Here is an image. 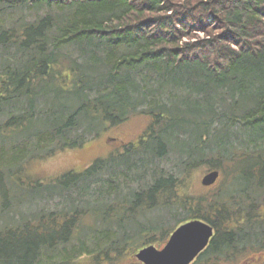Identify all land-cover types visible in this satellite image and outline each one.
<instances>
[{
    "label": "trees",
    "instance_id": "obj_1",
    "mask_svg": "<svg viewBox=\"0 0 264 264\" xmlns=\"http://www.w3.org/2000/svg\"><path fill=\"white\" fill-rule=\"evenodd\" d=\"M175 103L191 119L175 116ZM137 114L151 116L143 133L161 144L159 152L149 143L140 151L123 143L111 155L113 147L107 159L55 179L61 206L37 207L19 229L3 220L11 190L40 187L24 173L27 162L79 147L105 125ZM164 135L174 144L166 145ZM129 153L137 158L118 168L115 158ZM164 157L179 176L156 169ZM244 159L247 168L234 174L235 182L247 183L242 194L249 200L260 189L264 203V0H0V264H67L80 255L57 247L72 239L81 242L82 256L111 264L133 237L140 247L160 242L165 230L145 218L157 211L213 226L219 258L245 237V227H228L233 213L261 221L223 188L207 201L178 192L189 169L203 161L220 163L207 162L219 176L224 165L228 176V166ZM91 182L97 186L89 194ZM102 183L105 198L115 195L107 203L100 201ZM118 187L123 196H116ZM87 215L94 225L78 224ZM84 228L106 241L86 250Z\"/></svg>",
    "mask_w": 264,
    "mask_h": 264
},
{
    "label": "rangeland",
    "instance_id": "obj_2",
    "mask_svg": "<svg viewBox=\"0 0 264 264\" xmlns=\"http://www.w3.org/2000/svg\"><path fill=\"white\" fill-rule=\"evenodd\" d=\"M173 108H175V110H172L173 113L175 112L174 113L175 116H185L187 119H191L189 112L182 110L181 106L178 103H175V106H173ZM149 118L151 120V116L149 115H146V116L140 115V114L132 115L127 120L123 121L119 125H115L111 127L108 125H105L104 126L105 129L101 130L102 132H100L96 136L93 135L94 137L90 136L88 137V139L86 138L83 144L79 147L70 148V149H67V148L62 149L61 151H57L56 153L52 154L49 157H45L41 159H34V160L27 162L25 164L24 173L27 175V178L30 181H41L40 187H36L34 190L32 189L29 190L28 188L24 187L19 192H16L18 191V190H15L16 188L11 190L10 191L11 197L8 200L9 204L7 205L10 212H9V215L4 214L3 220L8 223L11 221H14L13 224L18 222L16 225H13V227L16 229H19L23 220L26 219L28 216H32L34 214V211L37 209V207L44 205L45 207L49 206L52 209L56 202H59L60 203L59 205L61 206L63 204V201H62L63 199L57 197L58 195H61L62 193L61 187H60V184H57L55 182V179L59 178L62 174L66 172L79 171L85 168L86 166H88L89 164L90 165L93 164L96 161V159L108 156L110 154V150L113 149V147H114L113 149L114 151L111 153V155L119 154V152L117 153L116 150L119 149L120 145L123 143L125 144L129 143V145L127 146L128 149L130 148L131 150H138V151H140L139 149L143 145H147L149 143V146L151 147L152 150H154V152H159L162 147L161 144L158 142L152 143V141L147 142L148 139L147 138L145 139L146 134L143 133L147 127V124H149ZM175 130L177 129H173V131ZM134 139L136 140L133 142H129ZM163 140L166 145L169 143L174 144L173 143L174 141H172L173 138H171V136L164 135ZM131 158H137V155L134 153H129L128 155L124 157H122V155L117 156L115 158L116 159L115 163L117 164L118 168L123 169L125 166H129L132 164V163L128 164L127 162H125L126 160L130 161ZM104 159H107V158H103L102 160ZM170 162H171V159L167 160L164 157L163 159L159 160V162L157 163L158 166H156V169L157 170L163 169L164 172L166 173L170 172L172 177L175 178L179 176V174L174 168L171 167L172 163ZM207 162L212 163L213 164L212 166H218V167L220 166V163H217L215 160H209V161L206 160V161H203L201 164L197 165L196 167L190 168L188 173L185 175L186 179L184 180L183 187L179 189L178 197L184 194L191 199L201 197V198H205L207 201L210 195H212L213 193H216L217 191L219 193V191L223 188L224 191H227L228 195L234 193L233 197H235V199L237 198L241 199V205H244L242 206V208L245 207V205H256L255 207L251 209L247 208L249 209L248 212L255 213V211L257 210L259 206L260 208L259 213L262 215L264 214V203L261 202L262 194L260 193V189H258L259 194L254 193L253 197L251 198L252 200L251 201L249 199L244 198L242 194V191L246 188V186H248L247 183L246 182H237V183L235 182L234 174H239L240 171L245 170L247 168V162L245 159L241 161L242 164L238 162L231 163L228 166V171L230 170V174L228 176H223L222 171L227 168L224 165H222L221 170H220L221 175L219 176L216 184L209 189L203 188L199 183L202 176L206 172L209 171L208 167L210 166ZM145 163H146V160L141 161V164H145ZM130 172L132 175L136 173V171H133V170ZM252 177H253V180H251V182L254 184H256V181L260 179L259 176L256 174H254ZM127 180H130V179H123V180L118 179V182L117 181L116 182L120 183L121 181H127ZM91 184L92 185L88 187L89 194H92L94 193V191H96L97 185L95 184V182H91ZM99 186H101V189H102L101 193L104 196L103 198H101L100 201L107 203L109 202V200H113V198H115V195L109 198L108 197L105 198L106 195L103 191L106 189L107 185L105 183H102ZM134 186H135L134 184L133 186H131L130 191H133L132 189H135ZM178 188H179L178 185H175L174 191L176 192ZM124 193H125L124 190H122L121 187H118L116 196H119L120 194H122L120 196H123ZM63 196H64V193H62V197ZM49 197H52V199L46 200V198H49ZM164 198H165V194H160L156 196V202L158 204H161ZM232 202L233 201L228 200L227 204L229 203L232 204ZM86 205L89 207L92 206L91 203H87ZM10 213H14L13 215L19 214L20 217L16 221L15 218H17V216L13 218ZM118 213H120V211H118ZM240 213L237 214L235 212L229 217L230 224H231V221L234 222L236 219L238 221H243L242 219H240L241 217ZM243 214L244 213H242V215ZM145 215H146L145 218H147V221L152 223V226H155V225L158 226L160 231L165 230L163 231L165 232V234L163 233L160 236L161 238L160 241L162 242L167 237V234L173 229L178 219L179 220L182 219V221L186 219L185 217L186 215L184 213L178 214V212L175 214H171V213H166L165 211H157V212H154L153 215L151 212L146 213ZM86 217H88V215L85 216L84 220L82 219L81 221H79L78 224H83L82 226H93L94 223H91L93 220L88 219ZM140 217L141 215L138 218L142 222L143 218H140ZM114 225L115 224L113 223V226ZM2 226L0 225V227ZM84 229L85 230L82 231L83 234L81 235V238H82V241L87 240V243L85 245L86 250H90V249L94 250L95 248L93 246L97 245L98 243L103 244V242L106 241L103 236H100L99 238L100 241L98 240L99 242L95 241L94 238H91V236L93 235L92 231L89 230L88 232H86L87 231L86 228ZM157 233H159V231H157ZM83 237H85V239H83ZM80 243H81L80 241L72 239L70 243L65 246L63 250H62V246L59 245L57 247V251H59L61 254L71 253L70 255H76V254L80 255V256H73L72 259L67 260L66 261L67 264H96L81 255L80 252H82L81 251L82 249L80 250ZM138 248H140V243L137 242V240H135V238L133 237V240L129 241L126 250L123 251L120 255H118V259H115L113 263L127 264L128 263L127 259H129L131 264H136V262L130 258V255H133ZM99 256L100 254L97 252L96 254L88 255V258L99 257ZM54 257H55V254H54ZM53 261L55 263L62 262V260L60 259V256L59 257L56 256L55 259H53ZM107 262L111 263L110 260ZM100 264H107V263H105V260H104V261H100Z\"/></svg>",
    "mask_w": 264,
    "mask_h": 264
},
{
    "label": "flooded vegetation",
    "instance_id": "obj_3",
    "mask_svg": "<svg viewBox=\"0 0 264 264\" xmlns=\"http://www.w3.org/2000/svg\"><path fill=\"white\" fill-rule=\"evenodd\" d=\"M219 178V177H218ZM218 178L215 180V182L208 186H202L205 189H209L212 186H214L218 180ZM246 210L245 212H248L247 208L244 207ZM259 206L255 213L253 212V216L256 217L257 220H260L261 222L258 223L254 220L252 222H247L245 219L246 215H241L240 219L243 221H238L237 219L233 222H228V227L230 230L235 228L245 227L247 230L244 232L245 237L237 242V244H230L225 248V252L221 257L216 258L214 252L212 249L214 248V245L211 243V240L213 239L215 228L211 226L209 223H207L212 228V237L208 241V243L205 245V247L194 257V259L191 261L190 264H264V214L259 213ZM252 217V216H251ZM198 219V218H193ZM193 219H186L182 221V223H185L187 221L193 220ZM182 223L178 224L177 226L181 225ZM250 223V227L247 225ZM260 225V226H259ZM176 226V227H177ZM174 227L168 236L162 241L155 242L153 240V243L150 241H147V244H143L140 248H138L133 255H130V258L136 262V264H143L139 260L135 258V254L148 246L154 247L156 250H160L166 241L168 240L169 235L171 232L176 228ZM232 234L234 232L230 231ZM238 234V233H236ZM256 235V237L254 236ZM156 243V244H155ZM118 259V257L116 258ZM115 259L113 260V262ZM111 262V264H115ZM127 264H131L130 260L127 259Z\"/></svg>",
    "mask_w": 264,
    "mask_h": 264
},
{
    "label": "water",
    "instance_id": "obj_4",
    "mask_svg": "<svg viewBox=\"0 0 264 264\" xmlns=\"http://www.w3.org/2000/svg\"><path fill=\"white\" fill-rule=\"evenodd\" d=\"M218 171L212 170L202 176L200 184L214 183ZM212 228L204 221L194 219L176 227L160 250L145 247L135 254L143 264H190L211 238Z\"/></svg>",
    "mask_w": 264,
    "mask_h": 264
}]
</instances>
